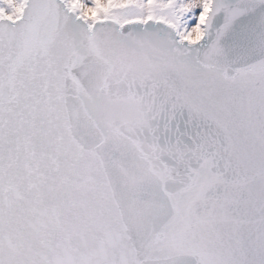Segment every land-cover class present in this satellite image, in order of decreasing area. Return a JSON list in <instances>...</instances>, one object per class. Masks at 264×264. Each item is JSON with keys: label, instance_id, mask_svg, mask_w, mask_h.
<instances>
[{"label": "snow or ice", "instance_id": "obj_1", "mask_svg": "<svg viewBox=\"0 0 264 264\" xmlns=\"http://www.w3.org/2000/svg\"><path fill=\"white\" fill-rule=\"evenodd\" d=\"M0 264H264V0H0Z\"/></svg>", "mask_w": 264, "mask_h": 264}]
</instances>
